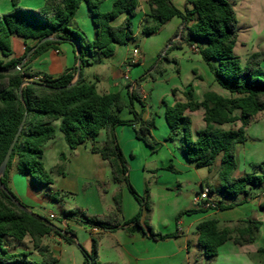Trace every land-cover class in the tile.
Instances as JSON below:
<instances>
[{
  "label": "trees",
  "instance_id": "obj_1",
  "mask_svg": "<svg viewBox=\"0 0 264 264\" xmlns=\"http://www.w3.org/2000/svg\"><path fill=\"white\" fill-rule=\"evenodd\" d=\"M105 2L46 0L43 7L31 9L21 6L20 0H12L13 9L0 12V71L13 69L27 58L20 71L7 74L0 72V166L22 126L5 175L1 178L4 188L0 184V264H56L57 259L49 246L44 244V238L56 236L68 244L76 243V235L69 226L62 229L45 217L19 208L15 203V200H19L10 188V174L14 166L20 175L30 176L40 185L49 187L54 184L43 158L46 145L56 137L57 123L72 150L92 142V153L99 154L108 162L114 182L125 184L140 203L138 214L123 225L127 227L128 233L133 234L140 229L155 240L178 236V231L161 234L156 233L151 226H147V230L143 228V212L150 211V192L146 190L141 196L132 186L128 164L117 140L116 127L132 125L136 127L139 140L148 146L156 144L152 134L154 119L144 120L142 114L135 111L134 101L140 102L136 87L129 86L130 101L126 102L118 93H98L96 85L87 82L84 77V68L90 63L91 54L98 52L101 58L109 59L114 56L117 47L126 46L134 40L132 18L136 15L139 0H116L107 12L102 9ZM186 2L193 8L182 12L172 0H149L152 25H143L142 34H156L175 17L182 19V28L175 35L178 39L172 40L168 51L183 44L196 47L216 83L230 96L207 92L199 102L194 99L193 92L188 91L185 93L186 101H177L167 108L166 121L173 137L182 135L189 162L197 168L207 169L220 162L219 184L208 187L211 197L218 195L221 199H235L247 196L251 187L264 185V162L259 166L260 173L235 178L236 147L246 142V129L264 113V71L260 68L264 54H255L245 65L242 64L235 52L238 41L237 14L228 0ZM82 4H86L92 13L96 28V37L92 41L73 24ZM122 16H125L124 20L115 24ZM15 37L22 39L26 45L23 57H13ZM31 41L35 42L33 46L28 45ZM74 42L80 47L79 51L76 49L79 55L75 67L55 79L34 80L28 71L35 59L49 50H57L63 43ZM126 108L133 114L132 120L120 118V112ZM199 110H203L206 128L198 130L194 139L192 120L186 117V113ZM238 122L241 125L238 130L214 129L215 126L235 125ZM102 131L106 132V141L103 147H99L97 139ZM63 159L64 155L60 160ZM58 197L59 194L53 195L55 201ZM114 199L116 207L111 213L103 219L83 217V223L97 228L101 233L116 231L121 225L118 221L121 201L119 195ZM231 207L232 204L215 201L213 209ZM191 213L194 211L180 213L176 221ZM63 217L73 220L71 218L77 219V214L68 211ZM260 227L261 223L252 219L240 221L234 228L221 227L216 219L205 220L197 226L199 244L206 256L210 254V257H217L220 247L229 241L237 245L254 243ZM28 238L42 258L40 262L30 258L31 253L28 251L11 253L7 249V241L23 242ZM98 246L99 237L93 235L91 252L83 250L84 264H96ZM257 256L262 258L259 264H264V249H259Z\"/></svg>",
  "mask_w": 264,
  "mask_h": 264
},
{
  "label": "crops",
  "instance_id": "obj_2",
  "mask_svg": "<svg viewBox=\"0 0 264 264\" xmlns=\"http://www.w3.org/2000/svg\"><path fill=\"white\" fill-rule=\"evenodd\" d=\"M115 1L116 0H106L102 8L103 11H110ZM172 1L182 12L192 10L193 8L186 0ZM228 1L235 9V4L230 0ZM45 3L46 0H34V3L20 0L21 6L31 9L43 7ZM12 9V0H0V12L5 13ZM241 10L242 17L238 23V41L235 52L240 57L242 64L245 65L253 55L264 54V0H243ZM150 13L151 7L149 5V0H139V7L135 17L132 18V22H138V31L140 34H142L143 25H152V20L149 17ZM124 18L125 16L120 17L115 21V24H120ZM73 24L76 28L85 32L89 41L95 39L96 28L93 24L92 13L86 4H82L80 7ZM181 28L182 19L175 17L166 23L158 33L148 36L142 35L146 38L160 33H166L167 36H171L174 34L176 35L177 31ZM176 39H178V37H175V40ZM34 44L35 42L33 41L28 43L29 46H33ZM131 44L137 46L135 42V33L134 40L126 46L117 47L112 58L103 59L99 56L98 52H94L90 55V63L84 68V77L87 82L96 85L98 93H118L126 102L130 101V88L138 85L135 84L132 87L128 76L134 67H139L147 62L146 55L141 54L137 63H131V54L128 52V47ZM25 48L26 45L22 39L17 37L13 39V57L19 58L22 56L25 53ZM187 48L188 60L185 66H183L184 68L181 66L180 62L177 61L175 67H172V69L168 68V71L161 72L152 82L145 80L141 86H138L140 89L138 95L140 97V102L134 101V108L137 113L142 114L144 120L154 119L156 125L152 134L157 133V123L160 124L166 135L168 134L169 136L171 134V129L166 121L167 108L173 106L177 101H186L185 93L188 91H192L194 99L199 102L203 100L207 92H215L224 97L230 96L226 90L216 83L213 73L199 54L198 49L196 47ZM76 57V46L72 43H63L57 50H49L35 59L28 72L34 76L35 81L40 82L45 78L55 79L60 77L66 70L77 65ZM167 63L170 64V62ZM260 68L264 71V59ZM129 86L131 87L129 88ZM154 112L159 114L157 122ZM262 114L264 115V113ZM262 114L257 119H264ZM186 117L192 120L193 136L194 139H196V132L206 128V124L203 120V110L188 112L186 113ZM120 118L128 121L132 120L134 116L130 110L126 108L120 112ZM225 126H234L233 130H238L241 125L238 122L235 125L215 126L214 129L227 131L224 129ZM255 126H257V128L254 130L252 126L247 129L246 142L236 147L237 169L233 175L235 178H240L245 174L261 172L259 166L264 162V121ZM56 127V137L46 145L43 158L46 169L49 170L51 174H53L54 171H56L57 174L56 178H53L54 184L48 187L50 193L47 195L53 198L54 194H59L58 200H53L57 204L63 206V214L72 208H76L78 209V211L75 212L77 218H89L85 212L93 213V215L111 213L116 207L115 199L113 198L111 203L104 204L100 200L99 189L97 187L92 188L94 183H101L109 179L108 170L110 169L111 171L110 165H107L106 161L103 160L99 154L92 153V142H87L77 149L72 150L59 131V123L56 124ZM115 132L119 140L118 142L121 144L122 140L130 144L132 143V145H134L133 143L141 141L137 138L136 127L132 125L118 126ZM104 134L106 136V132L102 131L97 139V146L99 147H103L105 144L106 138L102 145L99 142V138ZM162 140H164V138ZM172 141H178L174 150L177 153L175 159L178 163L179 170L183 173L196 172V177L194 179L186 176L179 179L173 178L172 181L166 183L157 182V185L160 186L157 192L158 194L161 193L160 197L162 196L159 228L161 231L166 230L163 231L162 234H171L178 231V236L166 240H155L149 238L140 229L133 234L128 233L127 227H123V225L138 214L141 206L130 190L127 187H122L119 194L121 214L118 218L121 225L114 232L90 233L89 239L84 242L85 250L89 253L91 252L92 237L94 235L99 237L98 254L100 257H104L105 250L109 249L112 253L118 255L119 261L123 264H167L169 261H178V264H204L205 261L203 257L205 253L203 247L199 244V236L197 233V226L201 222L209 219H216L220 222L221 227L234 228L237 226L238 222L252 219L261 223V227L256 233L255 242L252 244L237 245L233 241H229L220 247L218 253L220 255L222 253V255L225 256L223 258V264H257L255 259L257 258V252L259 249H264V185L251 187L247 196L242 195L235 199H221L218 195L212 196L215 201H223L225 205L232 204V207L229 209L220 210L207 208L205 203L198 205L195 203V198L203 189L216 184L218 174L214 175L213 166L208 170V176H199L198 171L204 168H197L194 163L187 160L182 135L179 134L175 136ZM166 142L167 139L163 144H156L163 147L167 146L165 145L167 144ZM170 152L173 153L172 150ZM62 155H69L71 157L68 163H65L63 166L60 165V157ZM78 160L79 165H75V161ZM67 164H69V166ZM111 177L113 180L112 171ZM10 178V188L11 186L15 187L17 194L15 196L18 198L19 202L28 211L35 213L34 209L42 201L40 196L43 194V186L35 182L30 176L20 175L15 166L11 170ZM181 181H183V184H181ZM193 181L199 189L190 191L189 188L193 186ZM18 183L23 185L24 192L18 190ZM174 183L177 184V195L182 193L180 188L185 190L183 198L180 199V197H177L179 199L175 202L170 201L174 195L172 192L173 189L170 186H173ZM114 184L118 185L115 182ZM140 190H142V188ZM82 196V202H79ZM186 211H194V213L186 216L183 215L176 221L177 214ZM154 212L155 210H153L152 213ZM161 213H166V216H161ZM51 214L53 213H50V215ZM143 216L141 220L143 228L147 226L152 227V224L148 222V216ZM57 218L56 216V219ZM59 220H61L60 228L65 229L69 226V228L74 231L70 225L71 220H66L63 215L59 217ZM153 228L156 229L155 227ZM161 231L159 232L161 233ZM75 240L77 241L76 237ZM9 241L13 244H17L15 241ZM43 242L45 245L49 246V248L52 246V248H59V250L64 249L62 245L72 246V244H68L56 236L46 237ZM30 245L32 250L20 249V246H16L15 250H10L9 247H7V249L11 253L28 251L31 253L30 258L40 262L42 258L34 249L31 242ZM192 248L194 249L193 252L191 250ZM72 256L74 258L69 264L85 263V256L83 253L81 256L77 257L73 252ZM58 263L59 261H57L56 264ZM175 263L177 264V262Z\"/></svg>",
  "mask_w": 264,
  "mask_h": 264
},
{
  "label": "rangeland",
  "instance_id": "obj_3",
  "mask_svg": "<svg viewBox=\"0 0 264 264\" xmlns=\"http://www.w3.org/2000/svg\"><path fill=\"white\" fill-rule=\"evenodd\" d=\"M28 3H34V0H25ZM235 4V11L237 14V20L238 23L241 20L242 17V10H241V4L243 0H230ZM133 31L135 33V44H131L128 47V52L132 54L133 50L135 48H138L140 51V56L141 54H145L147 58V62L144 65H141L139 67H134L130 74H129V81L131 82V86L133 87L135 84L138 86L142 83H144L145 80H149L152 82V80L156 79L159 74L163 71H168L169 69H172V67L176 66V62L179 61L181 66H185L186 61L188 60V46L187 45H182L181 47L174 48L170 51H168V48L170 46V43L172 40L175 39V34L171 36H167L166 33H160L158 35H154L150 38L144 37L142 34L139 33L138 31V22L134 21L133 22ZM178 41V40H177ZM184 47V48H183ZM127 50V49H126ZM24 54L20 57H23ZM183 59V61H182ZM167 62H170L167 63ZM262 63V62H261ZM184 68V67H183ZM151 74L156 75L155 77H152ZM142 78H145L142 80ZM136 86V93L139 95L140 89L139 87ZM155 113V119L157 122V117L158 113ZM262 116H264L262 114ZM264 119H256L254 120L250 126L247 128L249 129L251 126L253 127V130L257 128L255 126L256 124H259L260 122H263ZM156 125V123H155ZM158 130L157 133L153 134L154 139L156 143H161L163 144L165 140L167 139V146L160 147L157 144H153L151 146L145 145L146 143L138 141L137 143H128L127 141L122 140V144L119 143L123 154L125 156V159L128 164L129 168V179L134 187V189L139 193V195L143 196L145 194L146 190H149L150 192V211L144 210L143 214L144 216H148V222L149 224H152V228L155 227L154 231L156 233H160L159 231V218H160V207L162 206V196L160 197V194H158L157 190L160 188L159 185H157V182L159 183H166L169 181H172L173 178H181V177H190V178H195L196 177V172H188V173H183L182 171L179 170L178 168V163L175 159V155L177 154L176 151L174 150L175 147L177 146L178 141H172L173 137L172 133L168 136L166 135L160 126L159 123H157ZM234 126H225V130L233 129ZM247 129L245 131L246 134V140H247ZM154 131V130H153ZM152 131V133H153ZM117 136V135H116ZM159 137V138H158ZM105 134L102 135L99 138V142L102 145L105 141ZM164 138V140H162ZM118 140V137H117ZM119 141V140H118ZM172 150L173 153L170 151ZM155 151V152H154ZM63 160L61 161V166H63L65 163H68V161L71 159L69 155H64ZM61 159V157H60ZM108 165V163L106 162ZM69 166V164H67ZM75 165H79V160L75 161ZM219 167H220V162L214 165L213 170H214V175H217L219 173ZM109 168V166H108ZM209 169L204 168L198 171L199 176H208L209 175ZM52 178H56L57 174L56 171L53 172ZM108 175L109 179L93 184L92 188H98V192L100 195V200L102 203L107 204L111 203L113 198H115L117 195L120 194L121 188L124 187L126 188L127 186L125 184H114L112 177H111V171L110 169L108 170ZM181 184H183V181H181ZM219 184V175L217 177V182L215 185ZM141 185V187H140ZM43 186V185H42ZM177 184L174 183L173 186H170L173 189L174 195L172 196V199L170 201H177L180 197L183 198V194L185 193V190L180 188L182 190V193L180 195H177L176 189H177ZM18 190L21 192H24V188L22 184H17ZM142 188V190H140ZM12 192L16 194V189L15 187L11 186ZM139 189V190H137ZM199 189V187L196 186V184L193 181V186L189 188L190 191ZM42 193L41 198L42 201L36 208L34 209V212L42 217L47 218L51 223L54 225L61 227V220H59V217L63 215V206L57 204L52 197H49L47 194L50 193L49 189L47 186L42 187ZM176 193V194H175ZM80 197V196H79ZM78 198V197H77ZM83 196L80 199L79 202H82ZM171 204V203H170ZM159 208V210H158ZM91 209V208H90ZM153 210H155L154 213ZM158 210V212H157ZM69 211L76 212L78 209L72 208ZM86 211V210H85ZM91 211V210H90ZM157 212V213H156ZM50 213H53L56 215L58 218L57 219H51L49 217ZM90 219L94 217H99V218H104L107 214H102V215H93V213L90 214L85 212ZM92 215V216H91ZM165 215L161 213V216ZM180 214H177L176 219L178 218ZM143 216V217H144ZM186 216V214H185ZM182 217V216H181ZM71 227L74 229V233L76 235L77 241L75 244H72V246L68 245H62L64 247L63 250H59V248H50L51 252L53 253L54 257L59 261L58 264H69V262L72 261L74 258L72 256V253L74 252L77 257L81 256L83 253L84 248V242L89 239V234L93 233V227L90 225L83 223L82 218H71ZM180 219V218H179ZM152 221V223H151ZM147 230V227L145 228ZM166 231V230H163ZM161 231V234L162 232ZM17 244L11 243V241H7V247H9L10 250H15L16 246H20V249H27V250H32V247L30 245V239H26L23 242H18L15 241ZM62 249V248H61ZM69 250V251H68ZM192 252L194 249H191ZM61 251V252H60ZM99 251V248H98ZM211 255L208 254L207 256L205 255L203 257L204 259V264H223L224 260L223 258L225 256L221 255L218 253L217 257H210ZM257 261V264L262 260L260 256H257L255 258ZM175 262L178 261H169L167 264H176ZM123 264L122 262L119 261L118 255L115 253H112L111 250L107 249L105 250L104 257H100L99 254H97L96 258V264Z\"/></svg>",
  "mask_w": 264,
  "mask_h": 264
},
{
  "label": "water",
  "instance_id": "obj_4",
  "mask_svg": "<svg viewBox=\"0 0 264 264\" xmlns=\"http://www.w3.org/2000/svg\"><path fill=\"white\" fill-rule=\"evenodd\" d=\"M74 44L77 46L76 49L79 51L80 47L78 46V44L75 43V42H74ZM31 53H32V51L28 54V56H30ZM77 55H79V53H78ZM26 60H27V58H26L25 60H23V62H22L19 66L15 67V68H13V69L6 70V71H0V72H1V73H6V74H7V73H14V72L20 71V70L23 68V66H24V64H25V62H26ZM79 65H80V61H78V66H79ZM75 82H76V80L73 82V84H74ZM21 98H22V97H21ZM21 128H22V126H21ZM21 128H20L18 134L16 135L15 139L13 140L12 144L10 145V147H9V149H8V152H7L5 158H4V160H3V162H2V164H1V166H0V184H1V187H2V188H4V186L2 185L1 178L5 175V171H6V168H7L8 162H9V160H10V157H11V154H12V151H13V148H14V146H15V143H16L17 139H18V136H19V133H20V131H21ZM15 203H16V205H17L19 208H21V209H26V208H25L20 202H18V201L15 200ZM29 212H30V211H29Z\"/></svg>",
  "mask_w": 264,
  "mask_h": 264
},
{
  "label": "built area",
  "instance_id": "obj_5",
  "mask_svg": "<svg viewBox=\"0 0 264 264\" xmlns=\"http://www.w3.org/2000/svg\"><path fill=\"white\" fill-rule=\"evenodd\" d=\"M140 58V51L138 48H135L131 54V63L135 64ZM195 203L200 205L205 203L207 208L215 207V200L209 195V189L205 188L202 192L195 198ZM51 219H56V216L51 214L49 216ZM99 232L97 228H93V233Z\"/></svg>",
  "mask_w": 264,
  "mask_h": 264
}]
</instances>
